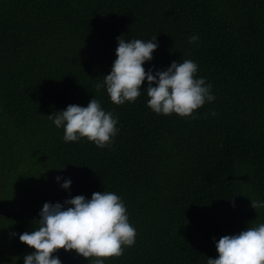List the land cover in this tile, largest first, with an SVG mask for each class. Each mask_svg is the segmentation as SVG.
<instances>
[{"label": "trees", "instance_id": "16d2710c", "mask_svg": "<svg viewBox=\"0 0 264 264\" xmlns=\"http://www.w3.org/2000/svg\"><path fill=\"white\" fill-rule=\"evenodd\" d=\"M120 35H156L146 71L195 61L215 100L192 116L157 114L145 80L134 102L113 103L97 84ZM92 97L119 131L104 148L65 142L48 115ZM17 129L29 133L22 146ZM103 190L122 198L137 231L104 264H207L213 237L264 223V208L250 204L264 200V0H0V264L34 251L18 236L38 227L45 202Z\"/></svg>", "mask_w": 264, "mask_h": 264}, {"label": "clouds", "instance_id": "9594fccd", "mask_svg": "<svg viewBox=\"0 0 264 264\" xmlns=\"http://www.w3.org/2000/svg\"><path fill=\"white\" fill-rule=\"evenodd\" d=\"M122 37H116L111 70L104 75L103 83L97 84L98 89H106L113 103L134 102L141 95L145 80L147 105L157 114L192 116L194 110L215 100L211 84L206 83L205 77L196 76L198 64L195 61L174 60L164 70L152 66L146 71L145 62L152 60L158 48L156 35L151 39ZM198 41L199 36L195 34L188 38L189 43ZM48 117L56 127L63 128L65 142L87 138L104 148L119 131L118 118L94 97L86 106L69 104ZM54 179L56 182L63 179L60 186L65 190L72 183L70 178L59 175ZM250 204L254 210L264 208V200H251ZM38 216V227L18 236L20 242L34 249L23 256V264H62L59 257L53 255L59 249L74 250L84 258L95 257L93 264H104L103 258L122 255L123 246L130 247L136 240L137 231L129 221L124 201L110 191L93 192L90 198L75 195L63 203L45 202ZM212 239L218 255L209 257L207 264H264V223Z\"/></svg>", "mask_w": 264, "mask_h": 264}, {"label": "rangeland", "instance_id": "374dc122", "mask_svg": "<svg viewBox=\"0 0 264 264\" xmlns=\"http://www.w3.org/2000/svg\"><path fill=\"white\" fill-rule=\"evenodd\" d=\"M23 117H24V119H25L26 121L35 124L34 121H33L29 116L25 115V116H23ZM28 134H29L28 132H23V131H21L20 129H17V130H15V131L13 132V134H12V138H13V137H17L19 146H22V145H23V142H24V139H25V137H26Z\"/></svg>", "mask_w": 264, "mask_h": 264}]
</instances>
